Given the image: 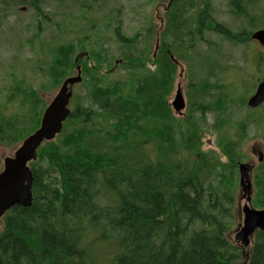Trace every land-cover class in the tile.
Instances as JSON below:
<instances>
[{
    "label": "trees",
    "instance_id": "trees-1",
    "mask_svg": "<svg viewBox=\"0 0 264 264\" xmlns=\"http://www.w3.org/2000/svg\"><path fill=\"white\" fill-rule=\"evenodd\" d=\"M46 1L0 0V3L3 8L27 4L36 11L38 19L45 16L40 6ZM179 1L171 2L167 33L174 43L182 45L186 25ZM235 3L236 0L230 1L232 7ZM205 10L197 13L196 35L210 30L207 26L202 28L206 22L214 24L213 30L227 40L236 41L238 36L215 24ZM115 34L123 47L122 58L115 65L125 63L131 73L126 81L112 86L100 85L104 74L98 55L91 52L89 56L70 58L71 45L68 42L57 45L62 50L53 55L49 70L58 79L76 71L77 66L83 77L90 74L91 79L86 82L89 104L73 108L57 136L61 142L55 148L53 142L44 143L37 152L40 161L30 164L32 204L27 208L15 206L3 217L0 264H88L87 254L96 246L109 252L117 247L119 253L112 257V264H241L244 259L245 264H264V231L255 232L247 253L242 255L224 235L225 222L217 216L223 218L227 212L224 206L231 200L225 199L224 194L221 199L217 196L214 200L207 199V187L223 166L219 160L204 158L192 170L183 163L176 168L166 167L141 151V141L134 139L130 143L131 136L141 135L145 103L160 90V81H165L159 72L167 75L175 65L161 48L151 61L155 71L146 72L149 70L135 53L137 40L121 37L119 30ZM189 40L192 42L191 37ZM88 60L94 62L92 67ZM37 95L28 91L24 96L29 112H33L32 121L36 119L35 126H24V114L8 118L0 127L1 144L13 146L38 128L45 103ZM102 117L121 129L115 141L123 143L109 141L115 154L101 148L95 152L90 149L94 131L88 125ZM108 132L114 134L111 129ZM193 136L187 139L190 141ZM109 139L113 140L111 136ZM72 143H77L76 147ZM219 147L228 168L233 170L241 156L237 144L227 141ZM194 223L204 229L189 232Z\"/></svg>",
    "mask_w": 264,
    "mask_h": 264
},
{
    "label": "rangeland",
    "instance_id": "rangeland-1",
    "mask_svg": "<svg viewBox=\"0 0 264 264\" xmlns=\"http://www.w3.org/2000/svg\"><path fill=\"white\" fill-rule=\"evenodd\" d=\"M168 2L47 0L40 6L45 16L38 19L36 11L27 4H12L3 8L0 3V127L8 118L19 113L25 115L26 128L34 127L36 119L32 121L33 112H29L25 92H36L45 103L44 110L65 78L76 75L73 70L63 79H58L49 70L53 55L62 50L57 48L61 43L71 45L70 58L84 54L89 56L91 52L99 56L101 74L105 75L100 84L103 86L124 82L131 73L125 63L115 65L123 54L116 30L125 39L134 37L137 40L135 53L139 54L149 70L146 72L155 71L151 61L156 59L159 47H168L182 69L175 66L169 69L167 75L159 72L160 78L165 77V81H160V90L145 103L147 108L141 123V135L131 136L130 143L134 139L141 141V151L143 149L152 161L166 167L176 168L183 163L185 168L192 170L204 158L219 160L223 166L207 187V199L214 200L215 196L221 199L224 194L225 199L231 200L224 206L228 216H217L225 222L224 235L243 255L249 247L243 249L234 240L235 230L243 221L240 206L246 203L249 196L251 207L264 209V103L253 110L246 106L257 84L264 80V61L261 63L264 51L250 39L254 31L264 29V0H236L233 7L228 0H180V11L185 19L191 22L195 20L194 14L207 8L215 24L232 36H238L236 41L227 40L213 30L214 24L206 23L210 30L195 36L191 43L186 42L183 46L174 43L167 33L168 13L165 8ZM117 24L119 28L116 29ZM93 61H87L90 67L94 65ZM82 78V83L73 88V98L69 103L71 111L76 105L83 108L89 104L86 82L91 76L86 74ZM178 86L185 100L181 115L171 107ZM43 110H40L39 119ZM88 126H93L90 149L94 152L96 148L113 151L110 142L123 143V140L115 141L122 133L118 125L111 126L103 117ZM110 129L114 134L108 132ZM192 134L194 136L189 141L187 138ZM22 140L20 138L13 146L0 142V172L3 159L12 156ZM227 141L237 144L241 155L233 170L228 168V161L219 147ZM52 142L55 148L61 137ZM62 151L65 154L64 149ZM113 152L115 154L116 150ZM259 152L263 153L261 164L257 161ZM36 161H40V156L37 155ZM238 163L251 166L249 195L239 185ZM69 224L74 225L73 220ZM201 229H204L201 224L194 223L188 231ZM116 249L114 246L109 252L106 248L93 247L92 252L87 254V262L112 264V257L119 253ZM244 260L241 264H245Z\"/></svg>",
    "mask_w": 264,
    "mask_h": 264
},
{
    "label": "water",
    "instance_id": "water-1",
    "mask_svg": "<svg viewBox=\"0 0 264 264\" xmlns=\"http://www.w3.org/2000/svg\"><path fill=\"white\" fill-rule=\"evenodd\" d=\"M250 39L259 44L264 51V29H258L250 35ZM76 61V60H75ZM82 82L80 67H76V75L66 78L58 92L48 101L39 127L27 136L14 150L12 156L3 159V169L0 172V223L4 215L13 207L27 208L32 204L33 177L29 163L37 159V151L44 142H52L62 131L63 124L70 115L69 103L73 97V87ZM264 103V80H261L254 93L247 99L248 109H257ZM171 107L176 114L181 115L185 109V100L180 86L175 91ZM258 163L263 162V153L258 154ZM239 185L247 195L251 191V166L238 163ZM242 224L235 230L234 240L245 249L256 231H264V209L256 210L250 205V197L241 207Z\"/></svg>",
    "mask_w": 264,
    "mask_h": 264
},
{
    "label": "flooded vegetation",
    "instance_id": "flooded-vegetation-1",
    "mask_svg": "<svg viewBox=\"0 0 264 264\" xmlns=\"http://www.w3.org/2000/svg\"><path fill=\"white\" fill-rule=\"evenodd\" d=\"M173 0H169V2H168V4H167V6H166V8H165V10H166V13H169V10H170V5H171V2H172ZM179 1V0H178ZM185 2H187L188 0H184ZM229 1V3H230V1H235V0H228ZM186 6H187V4H186ZM203 11H205L206 12V10H203ZM197 13L196 14H194V17H195V20H192L191 22L189 21V20H187V19H185L184 18V15H181V18L182 19H184L185 20V24L184 25H186V33L182 36V41L181 42H183V44L182 45H184L186 42H190V40H189V37H191V40L193 41V38L196 36L197 37V35H196V27H195V22H197ZM211 16V15H210ZM211 18H212V16H211ZM194 22V24H192ZM188 23H190V24H188ZM192 24V25H191ZM187 26H189V27H187ZM202 28H206V22L204 23V25L202 26ZM195 31V32H194ZM205 32H208L207 30L205 31ZM204 32V33H205ZM188 34H190V36L188 37ZM180 40V39H179ZM252 42H255V41H252ZM191 43V42H190ZM255 43H257V42H255ZM258 44V43H257ZM192 47V46H191ZM162 50H164L165 51V53H167L168 54V56H169V59H170V61L175 65V66H178L180 69H182L181 68V63H179L175 58H174V56H173V54H171V50H167L166 49V47H162ZM159 51H161V48L159 47V49H158V53H159ZM240 208H241V206H240ZM240 213H241V209H240ZM254 237V236H253ZM251 242H252V240H251ZM251 242H250V245H251ZM250 245H249V247H250Z\"/></svg>",
    "mask_w": 264,
    "mask_h": 264
},
{
    "label": "bare ground",
    "instance_id": "bare-ground-1",
    "mask_svg": "<svg viewBox=\"0 0 264 264\" xmlns=\"http://www.w3.org/2000/svg\"><path fill=\"white\" fill-rule=\"evenodd\" d=\"M66 79V78H65ZM61 86V85H60Z\"/></svg>",
    "mask_w": 264,
    "mask_h": 264
}]
</instances>
